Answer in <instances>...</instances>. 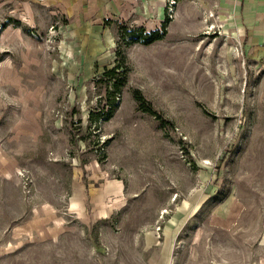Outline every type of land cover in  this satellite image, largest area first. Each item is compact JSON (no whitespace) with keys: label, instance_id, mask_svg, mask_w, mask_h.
I'll return each instance as SVG.
<instances>
[{"label":"rangeland","instance_id":"rangeland-1","mask_svg":"<svg viewBox=\"0 0 264 264\" xmlns=\"http://www.w3.org/2000/svg\"><path fill=\"white\" fill-rule=\"evenodd\" d=\"M172 4L0 0V264H264V43Z\"/></svg>","mask_w":264,"mask_h":264},{"label":"crops","instance_id":"crops-1","mask_svg":"<svg viewBox=\"0 0 264 264\" xmlns=\"http://www.w3.org/2000/svg\"><path fill=\"white\" fill-rule=\"evenodd\" d=\"M66 11L88 9L90 12L106 16L125 12L130 4L138 0H50ZM229 12L240 21L243 33L251 42L264 43V0H220ZM128 6V7H127Z\"/></svg>","mask_w":264,"mask_h":264},{"label":"trees","instance_id":"trees-1","mask_svg":"<svg viewBox=\"0 0 264 264\" xmlns=\"http://www.w3.org/2000/svg\"><path fill=\"white\" fill-rule=\"evenodd\" d=\"M166 25H167V20L162 24V27H163V29H165L166 28ZM124 35L125 36H132V38L134 39V40H148L151 36H153L154 37V39H152V40H159V39H161V36H162V33H161V31L160 32H158V31H155V32H153L152 34L151 33H146V34H143V30L142 29H140V30H130V31H128V32H126V33H124ZM118 66H115V67H113V68H111V69H106V71H104V73H103V76L104 77H108L109 78V80H111V81H114V95H113V99H111V102H110V109L109 110H107V112H103V114H98V115H95L94 117H93V119L95 120V121H97L98 119H101V118H103V117H109V116H111V114H112V110H113V106H114V104H115V95L117 94V93H120V90H121V88L124 86V79L122 78V75L121 74H119V72H118ZM120 79H122L121 81H120ZM138 97H136L137 99H138V101H142V100H144V97H143V95H140V93H138V95H137Z\"/></svg>","mask_w":264,"mask_h":264},{"label":"built area","instance_id":"built-area-1","mask_svg":"<svg viewBox=\"0 0 264 264\" xmlns=\"http://www.w3.org/2000/svg\"><path fill=\"white\" fill-rule=\"evenodd\" d=\"M170 1H172L174 4H175V2H176V0H170ZM173 5V4H172ZM174 6V5H173ZM172 7V6H171ZM171 7H170V12H171Z\"/></svg>","mask_w":264,"mask_h":264},{"label":"bare ground","instance_id":"bare-ground-1","mask_svg":"<svg viewBox=\"0 0 264 264\" xmlns=\"http://www.w3.org/2000/svg\"><path fill=\"white\" fill-rule=\"evenodd\" d=\"M173 5H174V3H173Z\"/></svg>","mask_w":264,"mask_h":264}]
</instances>
